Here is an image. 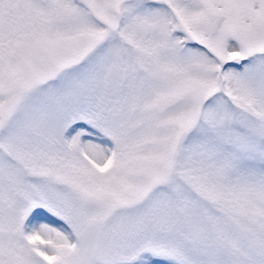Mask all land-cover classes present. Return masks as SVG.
<instances>
[{"label": "snow or ice", "instance_id": "6c2138e0", "mask_svg": "<svg viewBox=\"0 0 264 264\" xmlns=\"http://www.w3.org/2000/svg\"><path fill=\"white\" fill-rule=\"evenodd\" d=\"M0 264H264V0H0Z\"/></svg>", "mask_w": 264, "mask_h": 264}]
</instances>
